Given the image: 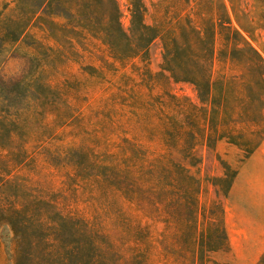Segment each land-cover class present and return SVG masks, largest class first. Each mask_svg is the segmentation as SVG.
I'll list each match as a JSON object with an SVG mask.
<instances>
[{"label": "trees", "instance_id": "obj_1", "mask_svg": "<svg viewBox=\"0 0 264 264\" xmlns=\"http://www.w3.org/2000/svg\"><path fill=\"white\" fill-rule=\"evenodd\" d=\"M61 1L84 32L101 36L115 61L125 65L138 59L151 79L190 83L201 104L165 89L181 117H167L166 152L156 157L124 138L114 150L73 144L38 161L30 144L38 127L61 126L59 104L36 105L56 114L51 123L43 114L22 120L0 114V228L8 227L13 235L15 264H152L153 232L143 218H163L161 244L175 263L220 264L213 255L231 248L225 210L214 213L201 203V179L170 149L177 148L192 166L200 162L194 152L200 139L210 147L226 140L242 151L243 160L263 143L264 56L250 37L264 29V0H253L252 15L241 0L197 3L194 15L167 25L147 24L145 6L133 0L130 33L116 0ZM156 39L162 41L163 63L153 74L147 63ZM40 87L60 94L48 84ZM43 164L62 178L61 187L42 177ZM85 200L88 210L73 207ZM258 264H264V255Z\"/></svg>", "mask_w": 264, "mask_h": 264}, {"label": "rangeland", "instance_id": "obj_2", "mask_svg": "<svg viewBox=\"0 0 264 264\" xmlns=\"http://www.w3.org/2000/svg\"><path fill=\"white\" fill-rule=\"evenodd\" d=\"M140 1L145 6L144 21L151 25H167L177 17L194 15L197 3L218 2ZM116 2L123 28L130 33L133 0ZM253 4V0H241L242 7L251 15ZM69 10L61 0H0V114L20 120L43 114L47 116L46 122L51 123L56 114H47L36 105L59 104L61 126L53 130L38 127V137L30 144L38 161L73 144L114 150L124 138L153 157L164 154L167 117H181L177 113L178 103L164 96L165 89L188 103L200 105L195 86L172 81L168 84L160 77L151 79L144 74L143 63L138 59L125 65L115 61L101 36L96 31L84 32L79 26L81 22L72 19ZM40 15L44 20L39 21ZM95 20L94 29L98 30L99 21ZM250 40L264 56V29H256ZM162 63L163 45L156 39L150 46L147 65L153 74H158ZM44 84L60 94L46 93V88L40 87ZM170 151L176 161L187 165L201 179V203L214 213L220 207L225 210L231 248L219 251L213 258L220 264H258L264 255V141L249 159L243 160L242 151L226 140L210 147L200 139L194 150L200 162L192 166L177 148ZM224 164L231 169L227 171ZM42 166V177L61 187L62 178ZM221 178L227 182H220ZM88 206L89 201L85 200L73 207L88 210ZM162 219H142L153 232L150 262L177 264L164 254L161 240L166 224ZM15 256L13 235L8 227H2L0 264H15Z\"/></svg>", "mask_w": 264, "mask_h": 264}, {"label": "crops", "instance_id": "obj_3", "mask_svg": "<svg viewBox=\"0 0 264 264\" xmlns=\"http://www.w3.org/2000/svg\"><path fill=\"white\" fill-rule=\"evenodd\" d=\"M225 226H226V230H227L226 219H225ZM227 233H228V230H227Z\"/></svg>", "mask_w": 264, "mask_h": 264}]
</instances>
